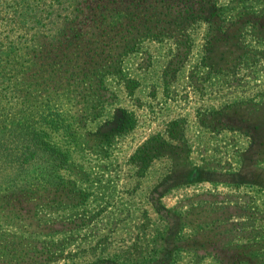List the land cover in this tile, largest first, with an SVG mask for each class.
Wrapping results in <instances>:
<instances>
[{"label":"rangeland","instance_id":"374dc122","mask_svg":"<svg viewBox=\"0 0 264 264\" xmlns=\"http://www.w3.org/2000/svg\"><path fill=\"white\" fill-rule=\"evenodd\" d=\"M33 2L42 39L75 16L45 93L77 135L61 182L0 191V264H264V0Z\"/></svg>","mask_w":264,"mask_h":264},{"label":"trees","instance_id":"16d2710c","mask_svg":"<svg viewBox=\"0 0 264 264\" xmlns=\"http://www.w3.org/2000/svg\"><path fill=\"white\" fill-rule=\"evenodd\" d=\"M12 1L19 9L10 12L1 10L4 6L0 9V16L10 13L14 21L15 28L11 26L9 29L18 30L14 36L4 28L0 30V191L4 192H17L33 183L45 186L61 182L59 170L69 167V158L50 137L57 133L72 140L77 135V116L62 108L64 91L56 87L53 94L45 93L48 86L45 81L55 76L53 70L58 64L53 67L46 63L51 53L49 47L57 42L70 46L71 38L76 37L75 16L70 20L69 34H65L67 29L61 27L51 33L49 39H42L49 36L37 31L29 34L28 31L33 28L29 19L40 25L42 16L36 12L37 3L32 0V6H29L27 0ZM68 63L74 65L68 58L65 66H57L55 82L60 85L77 83V71H72L73 66ZM62 77L66 80L64 83ZM67 92L73 91L69 89ZM92 92L91 95L100 98L97 87ZM81 122L85 124L84 118ZM148 153L139 148L136 159L142 163Z\"/></svg>","mask_w":264,"mask_h":264}]
</instances>
